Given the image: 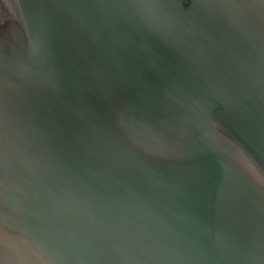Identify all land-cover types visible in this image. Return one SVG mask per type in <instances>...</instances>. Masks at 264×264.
Here are the masks:
<instances>
[{"label": "water", "instance_id": "water-1", "mask_svg": "<svg viewBox=\"0 0 264 264\" xmlns=\"http://www.w3.org/2000/svg\"><path fill=\"white\" fill-rule=\"evenodd\" d=\"M0 264H264V0H0Z\"/></svg>", "mask_w": 264, "mask_h": 264}]
</instances>
